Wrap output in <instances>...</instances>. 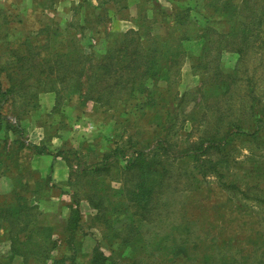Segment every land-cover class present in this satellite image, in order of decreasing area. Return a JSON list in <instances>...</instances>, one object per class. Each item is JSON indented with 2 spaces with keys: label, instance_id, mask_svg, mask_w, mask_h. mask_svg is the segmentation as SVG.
<instances>
[{
  "label": "trees",
  "instance_id": "obj_1",
  "mask_svg": "<svg viewBox=\"0 0 264 264\" xmlns=\"http://www.w3.org/2000/svg\"><path fill=\"white\" fill-rule=\"evenodd\" d=\"M97 1L103 8L105 4L115 8L116 12L111 9L113 14L120 13L119 10L125 6L121 5L125 0ZM166 1L171 5V8L167 7L169 13L160 10L165 6L159 0H136L138 9H141L137 12L134 28L116 35L107 31L103 39H96L105 46L99 61L94 60V38L84 45L81 41L85 33L93 35L100 31L107 17L104 9L95 13L93 20L88 18L86 11L72 9L71 13L79 14L76 23L70 22L62 29L56 22L50 27H40L18 38L22 40L15 47L7 39V29L0 25V52L8 56V61L0 64V122L8 118L6 113H1L4 106L13 104L12 97L19 98L22 111L14 113L17 108L13 107L10 114L17 121V125L11 126L14 132L20 131V118L38 108L36 100L40 92L53 93L55 99L61 97L64 105L72 96H78L98 106H107V111L125 117L134 111L148 115L159 105L163 108L162 114L158 110L154 115L158 120L150 124V137L143 139L142 136L140 140L136 131L133 135L137 139H133V135L126 134L127 127L123 126L113 138L105 140L108 151L101 150L93 165L81 170V174L91 177L89 192L84 193L82 200L95 211L94 221L103 227L101 233L105 245L113 246L109 249L112 257L104 254L103 247H95L87 264H171L179 252L188 259L193 243L190 238L192 221L181 216L183 221H187L178 222L160 211V207L168 208L170 203L168 198L162 201L165 191L171 186L168 183L169 163L179 164L180 168L183 164L189 165L185 176L190 180L187 187L192 184V190L198 189L195 188L198 180L208 174L216 177L221 188L239 192L245 198H249L250 190L259 184V181L253 183L251 188L248 183L243 185L249 174L242 172V163L236 161L228 150L235 135L253 137L259 134L261 137L260 132L264 131V106H258L259 97L255 92L259 90V81L254 78L257 67L264 69V0H237L236 15L232 13L234 0H202L203 7H209L220 15V23L228 24L231 31L224 33H219L214 25L220 23L213 21L208 24L212 16L201 17L206 22L204 25L198 23L197 17H191L192 7L196 4L188 6L185 0ZM147 3H152V10L143 9ZM169 16L173 18L171 26L166 23ZM6 17H3L4 23L8 24ZM176 28L184 29L180 42L200 39L205 44L202 59L201 56L197 60L186 55L183 47L177 44ZM225 51L236 57L238 63L256 55L261 57L254 63L250 75L243 74L242 81L236 69L233 72L222 71L220 64ZM181 59L191 61V68L203 71L195 87L173 94L172 104L175 105L170 107L169 99L165 100L158 91L155 94L147 83L169 81L171 73L177 72ZM245 72L249 71L246 69ZM2 79L8 84L5 89ZM260 81L264 82V76ZM240 82L246 84L250 105L242 112L244 118H231L235 112L226 99L232 100L233 90ZM262 87L264 90V83ZM158 98L159 105L155 101ZM142 102L144 107L139 106ZM188 102L192 107L185 109ZM59 105L55 103L52 110L61 111ZM245 116L249 121L247 125ZM176 124L180 127L173 130ZM194 126H202L203 134L191 139V131H187V127L192 129ZM168 128L172 131L170 136L175 139L173 143L167 139ZM18 145L22 149H31L37 155L47 154L32 144L22 142ZM238 170L241 175L235 174ZM112 171L121 176L116 178L120 185L115 189L110 188L114 179ZM260 190L264 192V183ZM172 191L177 192L178 189ZM72 194L76 195L75 192ZM78 204L79 200L66 220L69 233L79 232L81 228ZM20 208L15 207L10 213L16 216L19 212L16 210ZM122 247L133 249L128 259L115 255L116 250Z\"/></svg>",
  "mask_w": 264,
  "mask_h": 264
},
{
  "label": "rangeland",
  "instance_id": "obj_2",
  "mask_svg": "<svg viewBox=\"0 0 264 264\" xmlns=\"http://www.w3.org/2000/svg\"><path fill=\"white\" fill-rule=\"evenodd\" d=\"M239 1L234 0L232 5L235 6L232 7L234 15ZM159 2L165 6L161 7V11L167 10V7L171 8L166 0ZM185 3L188 6L196 4L192 7L191 17H197L200 25L206 23L202 16H212L209 25L213 21L221 22L220 15L215 14L209 7H203L202 0H185ZM98 4L97 0H0V25L2 29H7V39L15 47L22 40L18 38L35 32L40 27H50L56 22L62 29L70 22L76 23L79 14L71 13L72 9L86 11L91 20L104 9L107 17L101 24L100 31L93 35L85 33L81 41L84 45L94 38V60L99 61L105 46L96 39H103L107 31L116 35L134 28L137 12L141 8L138 9L136 0H125L121 2V5L125 6L119 10L120 13L113 14L115 8L111 5L105 4L103 8ZM152 8V3L143 7L146 11ZM168 10L166 13H169ZM172 11L175 13L174 9ZM4 16H7L8 24L4 23ZM158 19L160 20V17ZM172 21L173 18L169 16L166 23L171 26ZM214 25L218 27L219 33L231 31L227 27L228 24ZM183 30L178 28L176 31L177 44L183 47L188 57L191 55L192 59H202L205 44L200 39L180 42V37L184 35ZM0 55V64L3 65L4 61H8V56L2 55L1 52ZM260 57L256 55L238 63L236 57L225 51L220 67L223 72H233L236 69L243 81V74L250 75L254 63H257ZM191 64V61L181 59L177 72L167 75L171 77L169 81L160 80L157 84L148 82V87L152 88L155 94L156 91L162 93L165 100L169 99L170 107H174L173 94L183 93L188 88L195 87L200 80L203 70L193 69ZM246 69L249 72H245ZM254 73V78L259 81V90L255 95L259 97L258 106L263 107L264 82L260 80L263 79L264 69L257 67ZM7 85L2 79L4 89ZM27 90L30 91L29 88ZM84 91L85 88L83 93ZM154 98L156 99V96ZM249 98L246 84L240 82L233 90L232 100L226 99L235 112L231 118H244L242 112L249 107ZM12 99L13 104L5 105L1 110L3 115H8L7 120L0 122V264H87L91 251L97 246L103 247L104 254L112 257L109 249H113V246L105 245L101 233L103 227L94 221V211L82 200L84 193L89 192L91 177L84 176L86 173L81 174V170L90 168L102 153L101 150L108 151L105 140L113 138L123 126L127 127V135L138 131V139L141 140L142 136L143 139L150 137V124H154L155 119L158 120L154 115L158 110L163 113V108L159 105L160 99L155 100L159 105L157 109L151 110L148 115L143 114V111H134L135 114L125 117L107 111V106H98L78 96H72L69 98L70 102L64 105L61 97L55 99L53 93L40 92L36 100L38 108L32 110L25 118H20V131L17 132L11 130V126L17 125V121L10 114L13 107L17 108L14 113L21 112L22 102L15 96ZM55 103L64 106L61 109L59 105L61 111L52 110ZM139 106L144 107L145 104L142 102ZM191 107L192 103L188 102L185 109ZM244 123L249 124L246 116ZM179 127L180 124H176L172 129ZM167 131V139L171 143L175 142L170 136L171 129L168 128ZM187 131H191V139H196L203 134V127H187ZM260 133L261 137H258L259 134L253 137L235 135L233 145L228 150L236 161L242 163V172L249 174L246 175V181L243 179V185L248 183L251 188L253 183L259 181L257 188L248 193L249 198L241 196L239 192L221 188L213 174L198 180L195 185L198 189L192 190V184L187 187L190 180L185 176L189 165L183 164L182 168L176 163L167 165L170 171L168 183L171 186L165 191L162 201L165 202L168 198L170 203L167 209L160 207V211L167 218L176 219L178 222L189 220L193 224L190 256L186 259L179 252L171 264H264V192L260 190L264 183V131ZM132 138L137 139L135 135ZM22 142L38 146L47 154L37 155L31 149L19 148L18 143ZM58 153L63 155H57ZM239 170L235 171V174L241 175ZM115 173L112 171L111 174L114 177L110 182L112 189L120 185L117 179L121 176ZM69 180L72 185H69ZM175 189L178 191L173 192ZM73 192L76 195L72 196ZM78 200L81 228L79 232L69 233L66 220ZM18 206H21L16 210L19 211L18 214L12 215L10 211H14L13 208ZM181 216H185L187 220L183 221ZM132 253L131 247H122L116 250L115 255L120 259H128Z\"/></svg>",
  "mask_w": 264,
  "mask_h": 264
},
{
  "label": "crops",
  "instance_id": "obj_3",
  "mask_svg": "<svg viewBox=\"0 0 264 264\" xmlns=\"http://www.w3.org/2000/svg\"><path fill=\"white\" fill-rule=\"evenodd\" d=\"M94 211V210H93ZM95 212V211H94Z\"/></svg>",
  "mask_w": 264,
  "mask_h": 264
}]
</instances>
